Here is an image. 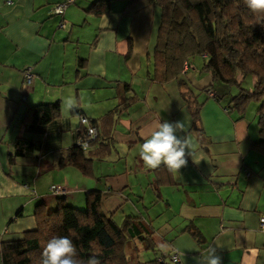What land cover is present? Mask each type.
<instances>
[{
	"label": "crops",
	"instance_id": "obj_1",
	"mask_svg": "<svg viewBox=\"0 0 264 264\" xmlns=\"http://www.w3.org/2000/svg\"><path fill=\"white\" fill-rule=\"evenodd\" d=\"M63 1L0 0V242L33 229L36 210H53L58 197L82 210L84 194L98 191L105 216L116 222L138 217L160 240L156 251L139 255L143 264H156L159 251L177 253L178 264H199L210 247H216L221 264H264V229L258 228L264 216V155L252 147L259 140L256 105L231 112L226 107L234 92L219 97L223 90L217 86L219 98H212L208 89L197 98L198 131L177 84L146 78L157 6L103 0L108 11L96 16L88 12L96 0H75L62 17L52 16L50 7ZM27 67L33 77L22 91ZM185 80L195 91L211 84L197 67L187 69ZM70 96L79 107L69 114L62 100ZM50 102L59 104L57 119L45 126L22 121L28 107ZM111 111L108 144L89 148L105 155L94 156L90 176L60 165L83 129L79 117L97 120ZM159 119L183 121L192 141L178 173L163 165L147 169L139 157ZM63 182L68 191L49 193Z\"/></svg>",
	"mask_w": 264,
	"mask_h": 264
},
{
	"label": "trees",
	"instance_id": "obj_2",
	"mask_svg": "<svg viewBox=\"0 0 264 264\" xmlns=\"http://www.w3.org/2000/svg\"><path fill=\"white\" fill-rule=\"evenodd\" d=\"M135 1L159 8L152 54L146 58V78L157 84H177L179 98L197 130L201 107L197 98L208 89L214 91L209 94L212 98L218 97L217 86L223 90L219 97L234 91L226 107L231 112L242 114L247 104L254 103L259 140L252 147L264 155V15L253 14L244 0H131ZM107 11V1L103 0H96L88 9L96 16ZM194 61L198 72L211 80L209 86L196 91L185 80L187 69L195 68ZM247 77L251 80L244 88ZM59 116L57 102L41 103L28 107L22 121L45 126ZM112 119L111 111L97 120H87L96 129L89 148L96 143L106 147L109 136L105 130L111 129ZM15 156L8 157L9 164ZM94 156L105 157L90 149L83 152L75 145L59 164L76 167L81 175L90 176ZM84 202V209L78 210L58 197L53 210L37 209L33 229L24 231L18 240L0 242V264H40L41 251L52 237H69L77 247L79 260L86 262L89 256L96 255L101 264H143L139 255L154 252L160 245L152 229L140 218L124 217L116 222L112 215L105 216L98 191L86 192ZM163 253L157 252L155 263L171 264L169 259L174 252H165L166 256Z\"/></svg>",
	"mask_w": 264,
	"mask_h": 264
},
{
	"label": "clouds",
	"instance_id": "obj_3",
	"mask_svg": "<svg viewBox=\"0 0 264 264\" xmlns=\"http://www.w3.org/2000/svg\"><path fill=\"white\" fill-rule=\"evenodd\" d=\"M244 2L253 14L264 15V0ZM62 105L63 111L70 114L79 107V101L70 96L62 100ZM191 148L192 141L186 134L183 121L171 123L159 119L141 144L139 157L147 169L156 170L163 165L170 172L178 173L186 166V155H190ZM216 253V247H210L199 264H221V257ZM77 255V247L72 239L67 236L52 237L41 251L40 264H101L96 255L89 256L86 262L79 260Z\"/></svg>",
	"mask_w": 264,
	"mask_h": 264
},
{
	"label": "built area",
	"instance_id": "obj_4",
	"mask_svg": "<svg viewBox=\"0 0 264 264\" xmlns=\"http://www.w3.org/2000/svg\"><path fill=\"white\" fill-rule=\"evenodd\" d=\"M75 0H64L63 2L60 3H55L51 6L50 8V13L53 16H57V17H62L65 9L73 4ZM65 24V21H63V19H61V21L59 22V28H63ZM33 77V74L30 71V68L27 67L22 71V82H21V90L24 91L30 84L31 79ZM24 97V96H22ZM22 100H24V98H22ZM87 121V119L83 116L79 117V122L80 124L83 126V130L80 133V135H78V137L75 140V145L77 147H79V149L83 152L87 151L89 148V144L90 142L96 137V129L93 126H90L89 122H85ZM69 184L68 183H59L56 185H52L49 188V193L51 195L54 196H58L61 195L63 193H65L66 191H68ZM258 228L259 230H263L264 229V216H261L258 220ZM169 262L171 264H175L178 262V255L177 253H173L170 256Z\"/></svg>",
	"mask_w": 264,
	"mask_h": 264
},
{
	"label": "rangeland",
	"instance_id": "obj_5",
	"mask_svg": "<svg viewBox=\"0 0 264 264\" xmlns=\"http://www.w3.org/2000/svg\"><path fill=\"white\" fill-rule=\"evenodd\" d=\"M196 61H194V63H195ZM198 65V63L196 62L195 63V67ZM194 67V66H193ZM250 80H251V78L250 77H247L246 78V81H245V83L243 84V87L244 88H246L247 86H248V84H249V82H250ZM232 92H234V91H232ZM79 210V209H78Z\"/></svg>",
	"mask_w": 264,
	"mask_h": 264
}]
</instances>
